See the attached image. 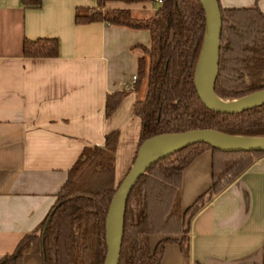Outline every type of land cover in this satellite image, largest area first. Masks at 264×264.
Returning <instances> with one entry per match:
<instances>
[{
    "label": "crops",
    "instance_id": "1",
    "mask_svg": "<svg viewBox=\"0 0 264 264\" xmlns=\"http://www.w3.org/2000/svg\"><path fill=\"white\" fill-rule=\"evenodd\" d=\"M218 1L225 9L256 6L264 13V0ZM94 7L96 0H41L39 8L0 0V259L44 222L85 148L103 147L106 135L119 132L116 186L136 157L141 122L129 90L136 46H148L150 37L101 22L75 23L78 8ZM25 39H56L58 56L24 58ZM121 91L128 92L105 117L106 95ZM211 184L207 151L183 172L182 209ZM165 238L152 236L151 246ZM162 264H264V157L193 219L189 255L168 244Z\"/></svg>",
    "mask_w": 264,
    "mask_h": 264
},
{
    "label": "trees",
    "instance_id": "2",
    "mask_svg": "<svg viewBox=\"0 0 264 264\" xmlns=\"http://www.w3.org/2000/svg\"><path fill=\"white\" fill-rule=\"evenodd\" d=\"M21 2L29 8L41 5V0ZM114 2H152L158 6L149 18L135 17L128 9L102 12L106 4ZM216 2L222 30L215 94L234 101L264 91V13L256 6L225 9ZM96 22L146 31L150 37L148 46H136L140 52L136 81L129 90L137 95L133 112L141 122L138 149L152 137L194 130L264 137V106L223 115L208 110L199 99L196 77L206 20L197 0H96V7L76 10L77 25ZM22 55L28 59L56 58L58 41L25 39ZM127 92L106 95L105 117L115 112ZM118 138L119 132H112L105 136L103 147L82 151L44 222L25 235L0 264H104L107 211L121 183H114ZM207 151L212 155L211 187L183 210V172ZM263 157L264 153H223L196 144L153 163L127 200L119 264H162L168 244H177L189 255L193 219ZM157 235L166 238L152 247L150 239Z\"/></svg>",
    "mask_w": 264,
    "mask_h": 264
},
{
    "label": "water",
    "instance_id": "3",
    "mask_svg": "<svg viewBox=\"0 0 264 264\" xmlns=\"http://www.w3.org/2000/svg\"><path fill=\"white\" fill-rule=\"evenodd\" d=\"M197 1L206 20L205 40L196 77V90L202 104L208 110L223 115H237L263 107L264 91L234 101L222 100L215 94L222 30L221 13L216 0ZM196 144H205L223 153H264V137L229 136L211 130L159 135L143 142L108 207L104 264H119L126 203L139 178L159 159Z\"/></svg>",
    "mask_w": 264,
    "mask_h": 264
},
{
    "label": "rangeland",
    "instance_id": "4",
    "mask_svg": "<svg viewBox=\"0 0 264 264\" xmlns=\"http://www.w3.org/2000/svg\"><path fill=\"white\" fill-rule=\"evenodd\" d=\"M141 6L142 7L145 6L146 7L145 10H147V11H144V8H142ZM157 6L154 3H152V2H146V3H142V4H125V3H122V2H114V3L106 4V6L102 10V12H106L108 10H112L113 8L128 9V10H130L132 12L133 16H135V17L147 18L148 16H151L153 14V12H149L148 10L152 9V8L156 10ZM138 7H140L141 10H142L140 13L135 11L136 9H139ZM140 95H142V93ZM136 99H137V95H136Z\"/></svg>",
    "mask_w": 264,
    "mask_h": 264
},
{
    "label": "built area",
    "instance_id": "5",
    "mask_svg": "<svg viewBox=\"0 0 264 264\" xmlns=\"http://www.w3.org/2000/svg\"><path fill=\"white\" fill-rule=\"evenodd\" d=\"M136 81V75H134L131 79V85H133ZM124 85V84H123ZM132 87V86H131Z\"/></svg>",
    "mask_w": 264,
    "mask_h": 264
},
{
    "label": "bare ground",
    "instance_id": "6",
    "mask_svg": "<svg viewBox=\"0 0 264 264\" xmlns=\"http://www.w3.org/2000/svg\"><path fill=\"white\" fill-rule=\"evenodd\" d=\"M157 155H158V154H157ZM157 155H156V156H157ZM154 157H155V156H154Z\"/></svg>",
    "mask_w": 264,
    "mask_h": 264
}]
</instances>
